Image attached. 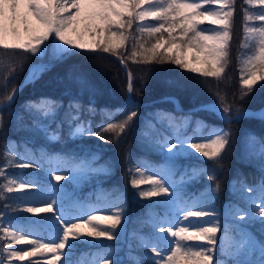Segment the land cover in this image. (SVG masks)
Here are the masks:
<instances>
[{
    "label": "snow or ice",
    "instance_id": "obj_1",
    "mask_svg": "<svg viewBox=\"0 0 264 264\" xmlns=\"http://www.w3.org/2000/svg\"><path fill=\"white\" fill-rule=\"evenodd\" d=\"M246 3L264 5V0H246ZM234 11L233 0H199V2H193V0H0V50L29 53L37 58L49 56L46 64L34 66L38 71L30 69L29 75L33 77V82L44 72L63 63L77 50L87 53H95L99 50L119 55L120 50L126 47V42L129 40L132 41L130 58L139 57L146 64L172 62L201 77L220 78L229 64ZM242 12H244L242 30L245 41L242 47L251 49L253 45L247 43L248 41L258 45L252 54L238 61L243 65L240 71L242 95H244L247 94L243 92L244 89L251 92L258 81H264V26L249 27L247 23L254 19L264 22V8L261 9V14L255 16L248 14L247 9H242ZM145 22H148L147 26ZM134 24L137 26V33L129 31ZM206 24V27H201ZM85 34H92L96 39L86 43L83 41ZM145 37L147 40L141 43L140 41ZM50 38L51 43H46L50 41ZM153 39L154 43L151 42ZM148 43L150 47L147 46ZM11 79H14V75L10 77ZM172 86L180 85L177 82ZM260 87L264 88V84ZM127 90V108L110 112V115L123 113L125 118L120 123H108L106 127L100 124L94 128L89 121L84 120V110L80 104L69 103L65 108L59 101L50 97L29 101L25 111L33 116L32 126L43 132L49 140L61 139L65 125L69 129L70 138L95 135L103 139L101 132L108 131L116 133L119 139L138 115L136 111L128 112L127 110L137 107L132 98L131 77H129ZM20 91L21 88L13 89L12 95L5 97L6 103L0 104V111L10 109ZM200 107L201 110H208L206 106ZM62 109L64 117L61 119L59 113ZM87 111L91 114L95 109L88 108ZM213 111L225 124L253 118L264 122V108L253 113L251 109L239 107L232 109L214 103ZM191 115L192 113L184 114L180 122L182 123L183 119ZM53 124L55 127H52ZM2 127L3 118L0 116V128ZM188 139L193 141L199 139L201 142L186 143L185 140H181L179 147L176 142L167 140L157 144L167 153L169 159L173 158V150L179 153L181 149L186 148L218 165L222 154L230 145L231 133L226 128H218L210 135H194ZM249 140L259 145L258 155L261 163L264 164V138L257 139L250 134ZM5 155L10 153L6 152ZM8 166L9 162L5 159L0 169ZM30 166L32 165L23 162L18 165L19 168ZM75 167L81 166L77 164ZM89 171L93 170L90 168ZM210 171L212 174H209ZM215 172L216 169H205L201 175L211 182L216 178ZM134 173L140 178H132L130 183L137 190L136 195L139 198L169 194L170 187L173 188V194L179 192V189L171 183L165 187V180L168 177L161 179L160 173H154L145 178L143 169L140 167L135 168ZM102 174H106V170ZM0 176H4L6 180L3 191L7 193L15 192L23 197L28 195L27 190L36 187L34 181L17 184V178L8 179L3 172H0ZM54 179L61 181L64 177L56 175ZM9 185H15V187ZM143 185H152V187L142 190ZM218 191V184L209 187L204 203L193 205L200 210L190 211L187 207L178 209L183 212L182 217L178 216L175 221H165L171 226L154 225L157 229L156 235H162L163 241L167 242L164 247H160L159 252L157 251L159 243L146 244L150 251L156 254L153 257L154 264L157 259L160 264H221V260L224 264H253L251 261L237 259L246 250L254 248L250 240L245 239L243 242L232 240L226 247H221L225 243L223 239L218 238L221 226L214 210H209L212 209V201ZM246 191L252 192L253 189L247 188ZM261 191L262 203L259 213L255 212V202L252 204L253 212L251 213L237 207L232 210L231 219L234 222L243 224L246 218L251 220L255 217L264 226V189ZM171 195L169 194L167 198L171 199ZM30 202L43 203L45 207H27L25 209L27 213L53 212L52 203L55 201L49 202L46 199ZM6 210L7 206H5V212ZM57 211L60 215H53L51 219L62 227L57 229V235L51 238L53 240L51 243L42 242L43 238L30 239L33 234H24L23 230H12L15 225L11 227L0 225L3 236L10 238L13 244L29 245L28 250L11 252H7L6 247H0V252H7V264H14L13 258L19 261L28 260L29 264H34L32 257L49 253L53 254V258L48 261V264H71L69 254L77 246V242H87L89 238H92L94 242L102 239L111 240L116 238L114 233L119 234L118 226L121 225L123 215L122 205L90 207L86 208L83 215L66 216L65 219L60 218L64 216L62 206L58 207ZM105 212H112V214H100ZM181 221L189 226H179ZM223 235H228L227 227L224 228ZM57 240L59 242H56ZM62 254L64 259H61ZM110 256L111 254L104 259V264H112ZM260 257L258 264H264V242L260 244ZM0 264H5V260L0 259ZM135 264L140 262L137 261Z\"/></svg>",
    "mask_w": 264,
    "mask_h": 264
},
{
    "label": "trees",
    "instance_id": "obj_2",
    "mask_svg": "<svg viewBox=\"0 0 264 264\" xmlns=\"http://www.w3.org/2000/svg\"><path fill=\"white\" fill-rule=\"evenodd\" d=\"M233 4L235 11L229 64L220 78L201 77L172 62L146 64L139 57L130 58L132 41L126 42V47L120 50L119 56L133 74L132 97L140 103H135L137 107L127 109L128 112L136 111L138 115L119 139L116 133L108 131L101 132L103 139L95 135L70 138L69 129L65 125L61 139L49 140L43 132L32 126L33 116L25 111L29 101L50 97L59 101L65 108L69 103L80 104L84 110L83 119L89 121L94 128L100 124L106 127L108 123L122 122L125 118L123 113L110 115V112L127 108L129 75L118 59L99 50L95 53L77 50L63 63L40 75L35 82L25 84L14 105L10 109L0 111L3 118V127L0 128V165L4 164L5 159L9 162V166L0 169V172L8 179L16 178L15 165L20 153L24 156H38L45 166L46 158L56 155L61 158V166L65 170L79 161H84L95 169L85 176V185L88 188L102 191L107 196L121 193L128 195L130 202L126 226L130 233V246L123 242L119 230L118 235L114 233L116 238L111 240L94 242L89 238L87 242H77V246L69 254L71 264H104V259L109 254L112 264H135L137 261L140 264H154L153 257L156 254L140 242L139 234L149 230L150 224L146 218L152 211L159 210L166 198L163 195L152 198H139L136 195L137 190L131 186L130 181L137 178L134 173L137 167L152 166L162 171L172 162L177 169V175L190 178L186 186L188 192L199 189L209 191L210 186L218 184L216 202L221 208L224 209L227 201H235L242 204L249 213L253 212V203L246 193L240 190L245 186L256 187L264 184V164L258 155L259 145L249 140L250 134L257 139L264 138V122L253 118L225 124L212 109L207 108L208 110L204 111L200 107L186 111L211 101L229 108L258 109L264 106V88L260 87L264 81H258L251 92L244 89L243 92L247 94L242 95L240 69L243 65L238 62L258 48L252 41L247 42L253 45L251 49L242 47L245 43L242 9H247L248 14L255 16L258 5H249L246 0H233ZM250 22L252 21L247 22L248 25ZM255 24L258 25L259 22L256 21ZM129 31L137 33V26L134 24ZM146 40L145 37L140 42L144 43ZM151 42L154 43V39ZM147 46L150 47V43ZM0 55L10 57L13 61L0 81V103L22 83L33 63L49 59V56L37 58L29 53L11 50H0ZM81 74L89 79L94 90L81 87L77 80ZM13 75L14 79L10 80ZM177 82L179 87L172 86ZM169 95L178 98L183 110L176 108L173 99L164 98ZM147 101L153 103H145ZM88 108L95 111L90 114ZM187 113L192 115L181 123ZM63 117L62 109L59 118ZM218 128H226L231 133L230 145L222 154L218 165L186 148L181 149L179 153L173 150V158L169 159L167 153L157 144L167 140L176 142L179 147L181 140L186 143L201 142L199 139L193 141L188 137L210 135ZM6 152L10 155L6 156ZM45 166L32 164L25 172L26 178L34 181L35 185L52 183L53 175L46 173ZM205 169H216V178L213 181L209 182L203 178L201 173ZM31 170L38 173L30 174ZM104 170L106 174H102ZM209 174H212L211 171ZM5 183L4 176H0V216H4L6 212L14 213L22 206L20 195L3 191ZM141 189L147 190L146 185L141 186ZM259 211L256 207L255 212L258 214ZM46 217L48 213H42L38 220H44ZM123 219L122 217V221ZM246 225L252 240L260 247L261 242H264V226L255 217L248 219ZM29 226L34 233L30 239L43 238L44 243L50 241L45 228L37 219L30 222ZM0 236H3L2 228ZM155 264H160L158 259ZM221 264H224L223 260Z\"/></svg>",
    "mask_w": 264,
    "mask_h": 264
},
{
    "label": "rangeland",
    "instance_id": "obj_3",
    "mask_svg": "<svg viewBox=\"0 0 264 264\" xmlns=\"http://www.w3.org/2000/svg\"><path fill=\"white\" fill-rule=\"evenodd\" d=\"M193 2H199V0H193ZM255 5H258L257 15L261 14V9L264 8V5H260L257 3H253ZM207 7V6H206ZM259 22L258 25L255 24V22ZM148 22H145V26H147ZM206 25H202L201 27H206ZM249 27H261L264 26V22H261L259 20H252ZM96 39L95 36L92 34H85L83 36V41L86 43H91ZM51 43V38L49 42ZM190 59V55H189ZM40 62H46V61H39L33 65H38ZM13 64V61L10 59V57L0 55V81L2 77L5 74V71L8 70L11 65ZM77 80L79 81V84L82 88H90L91 90H94V86L90 83L89 79L85 77L84 75H78ZM47 159L46 166L44 163H42V160L36 156H24L22 154H19V158L16 161V171L15 175L17 178V184L20 182H26L29 181V179L26 178V170L29 167L26 168H19V163L23 162L29 165L35 164L38 166H45L46 173H49L53 175V182L48 184H37L35 188L31 190H27L28 195L22 197V207L20 210L16 211L15 213H8L6 212L4 216H0V225L11 227V225H15V228L12 230H23L24 234L32 233L31 228L29 226V223L32 222V220L39 217L42 213H27L25 209L27 207H45V204L43 203H32L30 201H39V200H49V202L55 201V203H52L53 212L48 213V217L44 221L40 220V225L44 226L48 236L50 237V242H53L51 238L56 237L57 235V229L62 227V225H58L55 221L51 219L53 215H60V213L57 211L58 207L62 206V210L64 212V216H60L61 219H65L66 216L76 217L83 215L86 211V208L95 207V206H102V207H108L109 205H122V217L124 218L121 222V225L118 226V230L122 233V239L124 243H127L129 246V233L127 232L126 228V222L128 219V213L127 209L129 207V198L127 195L119 194L116 196H110L106 197L102 192H95L94 190H88L85 188V181L84 177L89 171V165L84 162H77L75 163L69 170H64L61 166V158L59 156H52ZM79 164L81 167L76 168L75 165ZM143 169L144 177L146 178L148 175H152L154 173H160L161 179H164L165 176L168 177V179L165 180V187L169 186V183H171L174 187L179 189L178 194H173V188H169V194L171 195V199H168L167 197L169 194H161L165 196V201L163 205L161 206L160 210H155L151 212L150 216L147 218V221L150 224L149 230L144 232L141 235L140 240L143 243H159L158 251L160 250V247H164L166 245V241H163V237L157 236L156 231L157 229L154 227V225L159 227H168L171 226L170 223H167L165 221H175L178 216L182 217L183 212L178 211V209H182L187 207L190 211H197L200 210L197 207H193V205L196 204H203L205 199L207 198L208 191L199 189L196 191L188 192V188H186L187 184L189 183L188 180L190 178L184 177L182 175H177V169L175 168L174 164L172 162H169L164 170H158L153 167L144 166L140 167ZM30 174L36 175L38 172L36 170H31L29 172ZM75 173V175H73ZM56 175L64 177L61 181H56L54 177ZM140 176L137 175V179H139ZM12 187H15V185H11ZM59 186V187H57ZM152 185H147V190L151 188ZM85 188V190H84ZM251 188L253 189L252 192H247L246 189ZM262 189H264V184L256 187L252 186H245L240 191L245 192L248 199L253 203L255 202L256 207L259 208L261 206V195H262ZM84 190V191H83ZM242 208L245 209V207L240 204L239 202L235 201H227L225 204L224 209L220 207V205L216 202V195L215 199L212 201V209L214 210L215 216L218 218V223L221 226V233L218 234L219 239L224 240V245H221V247H226L227 243L235 240L243 242L245 239H248L252 242L254 245V248L246 250L243 254H241L237 259L241 260H247L251 261L254 264H258V261L260 260V247L256 245V243L252 240V237L250 236L248 226L246 225V221L248 222V219L244 220L243 224H240L239 222H234L231 219L232 216V210L235 208ZM246 210V209H245ZM115 211V209H113ZM96 214V213H92ZM102 215H111L112 212H105L100 213ZM194 219V218H189ZM207 219V217L205 218ZM75 221V220H73ZM67 222V220H65ZM179 226H189L186 222L181 221ZM227 227L228 229V235H223L224 228ZM30 228V229H29ZM28 229V230H27ZM33 234V233H32ZM33 237V235H31ZM103 240V239H102ZM100 240V241H102ZM56 242H59L58 240ZM0 247H6L7 252L11 251H18V250H28L29 245H18L13 244L10 240V238L0 236ZM67 251V249H65ZM7 252H0V259L5 260V264H7ZM167 255V253H165ZM104 256V255H103ZM53 258V254H45L44 256H40L39 254L36 257H32L31 260L34 262V264H48V261ZM105 258V257H103ZM61 259H64L63 254L61 255ZM14 264H24L29 263L28 260L19 261L17 258H13Z\"/></svg>",
    "mask_w": 264,
    "mask_h": 264
},
{
    "label": "water",
    "instance_id": "obj_4",
    "mask_svg": "<svg viewBox=\"0 0 264 264\" xmlns=\"http://www.w3.org/2000/svg\"><path fill=\"white\" fill-rule=\"evenodd\" d=\"M113 57H115V58H117V59H119L120 61H121V58L118 56V55H116V54H113V53H110ZM42 64H46V63H42ZM41 64V65H42ZM123 66H125L126 68H128V66H127V64L123 61ZM130 77H131V80L133 79V76H132V74H131V72H130ZM30 80H33V77H27L24 81H23V83H22V85L23 84H25V83H27L28 81H30ZM21 87V86H20ZM150 103V102H149ZM221 107H222V105H220ZM252 110V112L253 113H256L257 112V110H259V109H256V110H253V109H251Z\"/></svg>",
    "mask_w": 264,
    "mask_h": 264
},
{
    "label": "bare ground",
    "instance_id": "obj_5",
    "mask_svg": "<svg viewBox=\"0 0 264 264\" xmlns=\"http://www.w3.org/2000/svg\"><path fill=\"white\" fill-rule=\"evenodd\" d=\"M34 66H36V65L31 66L30 69H31L32 71H38V69H37L36 67H34ZM29 71H30V70H29ZM28 76L30 77V75H28ZM213 105H214V104H213ZM213 105H212V106H213Z\"/></svg>",
    "mask_w": 264,
    "mask_h": 264
}]
</instances>
